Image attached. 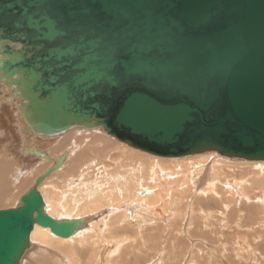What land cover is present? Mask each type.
Returning <instances> with one entry per match:
<instances>
[{
    "label": "water",
    "instance_id": "obj_1",
    "mask_svg": "<svg viewBox=\"0 0 264 264\" xmlns=\"http://www.w3.org/2000/svg\"><path fill=\"white\" fill-rule=\"evenodd\" d=\"M0 83L28 136L100 129L158 157L264 161V0H0ZM64 158L0 210V264H20L35 224L81 227L37 191Z\"/></svg>",
    "mask_w": 264,
    "mask_h": 264
},
{
    "label": "rangeland",
    "instance_id": "obj_2",
    "mask_svg": "<svg viewBox=\"0 0 264 264\" xmlns=\"http://www.w3.org/2000/svg\"><path fill=\"white\" fill-rule=\"evenodd\" d=\"M0 92H1V89H0ZM16 110H17V108L15 107L14 103H1V105H0V160H1L0 164L7 166L6 171L8 170L7 172L5 171L3 174H1V175H3L2 176L3 177L2 182H4L5 186L6 185L7 186H6V191L4 190L5 193L2 194V192H1V195H0V210L18 207L19 206V201H18L19 197L22 196L23 194H25L31 188V186L33 184L32 182L34 181V179L36 177L40 176L48 166L52 165L51 162L46 161L43 158L41 159V158L36 157V156L25 155V154H22L21 152H19V148L21 147V139H20L18 127H17V120H16V114H15ZM99 132L100 131H97V130L96 131H88V130H84L81 128H77V129H74V130L68 132L67 134H65L63 136L46 137V138H39V139L37 138L34 140L33 144H36L37 147L42 150V152L46 153L51 158L58 157L59 154H62L64 151H66V152H67V150L70 151V156L68 157L69 159L67 158V160L65 162V164L66 163H68V164H66V165L64 164V166L59 171H57L56 173L53 174V176H51L50 178L45 180V182L40 186V192L42 195L44 194V195H48V197H50L54 192L59 193L60 188L63 187L64 185L65 186L68 185V186H71L72 188H74V184L81 183V181L79 180L80 178H78L81 172H82L81 174H86V171H87V173H89L88 177L90 176L89 177L90 179H88V181L92 180L93 179L92 177H95V178L98 177L97 180L103 179L104 176L101 177L103 174L104 175L116 174V173L120 174V172H123V169L125 168V167L121 166L123 163H126L128 161L135 162L136 160H138V158H136L132 155H131L132 157L128 156V155H126V153L123 152V150L126 149L124 147L125 145H123V144L117 142L116 140L108 137L104 133H101V132L99 133ZM100 135L106 139H111V141H113V142L115 141L116 143L115 144L113 143V146L110 145L109 149L106 148V150H103L102 146H99L98 143L94 142L95 141L94 137L100 136ZM63 140H64V143H61V141H63ZM88 140H90V142ZM85 141H86V144H85V148H84L83 144L85 143ZM73 142H74V144H71ZM75 142L77 144H75ZM90 143L92 145L95 144V146L97 148L95 146H92ZM74 145H76V146H74ZM89 145L94 147V148H91ZM49 146H53V147L50 148ZM79 146L80 147L83 146V147L80 148ZM98 147H100V148H98ZM122 147H124L125 149L124 148L122 149ZM89 148L91 150H94V151H91ZM80 149H82V150H80ZM95 149H97V151ZM112 150H115V151H112ZM118 150L119 151L121 150V151L119 152ZM73 151H75V153H72ZM78 152H79V154H77ZM121 152H122V154H121ZM107 153H109V154H107ZM119 153H120V155H119ZM89 156L90 157L92 156L93 158H97V157H99V158H97V160H96V159H92V157L90 158ZM119 156H123V158H124L123 163H120V162H122L123 158L119 157ZM118 157H119L120 161H119ZM129 157H130V159H129ZM75 158H76V160H75ZM154 158H157V157H154ZM115 159H117V160H115ZM199 159H205L207 161L206 163L203 164V166H205V167H203V169H202V173H201L202 176L199 174L195 175L198 180L196 179L195 182H193L195 185H192V187L189 189V191H191V192H188L186 197H185V201L187 203L185 202V204H183L182 207H184V208L181 207L182 209H181L179 214L174 213V215H173V213H169V212L167 213V211L164 212V209L161 210L162 205H160L158 207L156 206V208L155 207L153 208L155 210V214H154L155 216L153 215V213L149 214V212L147 210L145 211L147 213L144 214L143 213L144 211L137 206L138 205L137 203L133 204V206H132V205H129L128 200L125 198L123 199V197L122 198H115V200L112 199L113 203H111V201H110L111 204L108 202L106 209H104L103 215L100 218L101 219L100 221H103V222L102 223L98 222L97 225L94 226V228L92 227L89 229V231L87 230V232H85L87 235H93L94 234V236H95L94 238L97 241L95 246L97 247L98 251L94 249L95 252L92 254V258L91 257L88 258V256L91 253L87 252L89 254L88 255L86 253L87 257H86V255H83L84 252L80 251V248L75 252L77 257L75 254H73L72 248L73 247L77 248V246H75L77 239H75V240L70 241L72 244L69 242H66L64 244H55V243L42 244V243L34 242L32 244H34L36 246V248L30 250L26 254L28 256H25L24 262L27 261L26 264H28V263L29 264H66L67 262H68L67 264H74V263L75 264H77V263L78 264H97L98 261H99L98 264H155V263L161 264V262H162V264H210V263L211 264H264V207H262V205H264V196L260 195V194H262V192L259 190V187L257 184L252 185L255 187L250 188L251 190L247 189V188L246 189L244 188V190H243V187L242 188L240 187L241 184L238 185V183H239L238 181H244V182H242V184H244L245 180L243 178L248 179L247 176H251V175H247V174L251 173V167L253 166V164H249L245 161L236 160V159L222 158V157H219L217 155H212L210 157H190V158H187L185 161L186 162L187 161H191V162L193 161L194 162V161H200ZM214 159L224 161V163L226 165L233 168V169H231L232 171L231 170H225L224 173L228 172V171H230V172H228L227 175L224 174L222 177H220V178H223V177L225 178V176H227V178L229 177L226 180L227 182L225 181V183H223L221 181V179H217V177H212V174L214 173V171L213 172H211V171L214 169L212 168L213 162H210V161L214 160ZM42 160H44V161H42ZM104 160H106L107 162L102 163L101 161H104ZM180 160L181 159H173V161H170V162L175 165L176 163L177 164L181 163ZM88 162H91V163H88ZM209 162L211 163V165H209ZM6 163H8V165ZM111 163L113 165H111ZM116 163L118 166L114 165ZM255 163H258L257 164L258 166H254L255 169L256 170H258V169L262 170L260 168L262 166H264L263 165L264 163L263 162H255ZM46 164H48V165H46ZM88 164L91 166H89ZM94 164L95 165L97 164V167ZM177 164H176V166H178ZM83 166H86V167H83ZM249 166H251V167L247 168ZM79 167H81L82 170ZM121 167L123 169H121ZM204 168H206L207 170H205ZM240 168H242V169H240ZM96 169H97V171H96ZM106 169H108V170H106ZM167 170L168 169L166 168L165 171H167ZM208 170H210L211 174L209 173ZM244 170L246 172H244ZM76 171L80 172V173H74ZM192 172H195V170H193ZM21 173H23V175H22L23 177L20 176ZM178 173L180 174V172H174V175H179ZM240 173H242V174H240ZM76 174H78V175H76ZM171 174L169 173V176ZM209 174H210V176H209ZM161 175L163 176L164 174H161ZM14 176L16 178H14ZM242 176H243V178H242ZM238 177H239V179H238ZM230 178H232V179H230ZM14 179L17 181H15ZM209 181H213L218 186V189H221V190H219L221 195L220 196L218 195L217 198H216V196H215V198H214V196L212 197L211 196L212 193H211V195H208V196H203L204 194L201 193L202 192L201 190L204 189L203 188L204 185L207 184ZM234 181L236 184L234 183ZM203 182H204V184H203ZM196 183H198V184H196ZM138 184H140V183H137V181H135V188L138 186ZM200 184L202 186H200ZM222 184L223 185L227 184L228 186H230V189L234 191V193L233 192H231V193L234 195H232L231 193L228 194L229 190L222 188L223 187ZM199 186L201 189L199 188ZM244 186H245V184H244ZM195 188H196V190H195ZM237 189L239 191H237ZM192 190L194 193L192 192ZM195 191L196 192L199 191L201 194L199 192L196 193ZM254 191H256V192L253 193ZM242 192L245 193V196H247V195H249L250 197L252 196L251 200L248 196H247V198L245 196L243 198ZM240 193H242V194H240ZM198 194H200V195H198ZM206 194H209V193H206ZM199 196H200V198H199ZM190 197H191V199H189ZM202 197H204V198H202ZM240 197H242V198H240ZM255 197L258 200H256ZM238 198H240V199H238ZM260 198L263 200V204H262V201H260L261 200ZM192 199L194 201H192ZM204 199H206L205 200L206 202L204 201ZM211 199H212V201H211ZM229 199H230V201H229ZM247 199H249L248 200L249 203H246ZM255 200H256V202L257 201H259V203L261 202L260 203L261 205L259 206L258 202L256 203ZM240 201H242V202H240ZM119 202H121V203H119ZM188 202H191V204H193V205L190 206L191 204ZM251 202H254L256 204L253 205V204H251ZM114 203H116V204L114 205ZM256 205H258V206H256ZM189 206H190V208H189ZM129 207H131V208H129ZM137 208H138V210H136ZM197 208H199V209H197ZM256 208H259V210ZM226 209H228V210H226ZM115 210H117V211H115ZM118 210H122V211L119 212ZM140 210H142V211H140ZM131 211H132V214H131ZM136 211H138V212H136ZM159 211L164 212V214L162 212H159ZM156 212H158V213H156ZM181 212H182V214H181ZM189 212H191V214ZM198 212L200 214H198ZM250 212H251V214H250ZM134 213L135 214L137 213L138 215L140 214V216L133 215ZM185 213H186V215H185ZM108 214H110L109 216L111 218L109 216H107ZM168 214H170V215H168ZM196 214H198V216L203 214L204 217L208 216L209 218L207 217V219H206V217H205L206 221L204 222L203 216L197 217ZM131 215H133V216H131ZM149 215H152V217L151 216L149 217ZM187 215L191 216V219H188L189 217ZM194 215H196V216H194ZM224 215H226V216H224ZM64 216L65 215L60 214L58 219H61ZM143 216H146V217L143 218ZM221 216L223 217L224 220H222ZM246 216H248V217H246ZM140 217H141V220H140ZM142 218H143V220H142ZM149 218H151V221ZM105 219H106V221H104ZM128 219L131 220L132 223ZM136 220H138V221H136ZM114 221H115V223H114ZM127 221H129V222H127ZM169 221H170V223H169ZM238 221H239V223H238ZM105 222H107V223L105 224ZM154 223H156L158 225L156 226ZM188 223L191 224V227H190V225H188ZM102 224H103V226H102ZM122 224H123V226H121ZM138 224H139V227L137 228ZM238 224H239V226L236 227V225H238ZM169 225H171V226H169ZM118 226H121V227H118ZM187 226H189L190 228H187ZM100 227H102V228L104 227V229L102 230ZM113 231H115V232L113 233ZM92 232H95V233H92ZM111 234H113V235H111ZM144 234H146V235H144ZM96 236H98V237H96ZM111 236H113V237H111ZM184 237H186V238H184ZM99 238H100V242L98 241ZM117 238H118V240H117ZM239 238H241V239H239ZM101 241H103V242H101ZM106 241L110 242V243L105 244ZM131 241H133V242H131ZM43 246H44V248H43ZM49 246H51V247H49ZM121 247H122V250H121ZM109 249L111 251H109ZM36 250H38V251H36ZM100 250H102V251H100ZM113 250L115 252L117 250V252H116L117 255L114 254L115 252H112ZM245 252H246V254H244ZM34 253H36V254H34ZM54 253H56V254H54ZM98 253L101 255H99ZM103 253H105V254H103ZM108 253L112 254L114 261L111 258L112 257L111 254L108 257ZM95 254H97L98 256ZM72 255L75 257L72 258ZM93 255H94V257L97 256L96 259L93 258ZM44 256H45V258H44ZM213 256H214V259H213ZM38 257H39V259H35ZM32 258H34V259H32ZM75 258L76 259L81 258V259L74 261ZM245 260H248V261H245ZM80 261H81V263H80Z\"/></svg>",
    "mask_w": 264,
    "mask_h": 264
},
{
    "label": "bare ground",
    "instance_id": "obj_3",
    "mask_svg": "<svg viewBox=\"0 0 264 264\" xmlns=\"http://www.w3.org/2000/svg\"><path fill=\"white\" fill-rule=\"evenodd\" d=\"M4 83H0V89H1V92H0V105H1V103H14V105H15V107L17 108V110H16V112H15V114H16V120H17V127H18V132H19V136H20V139H21V147L19 148V152H21L22 154H25V155H32V156H34L33 154H32V150H35V151H37V152H41L43 155H45V157L46 158H43L44 160H46V161H49V162H51L52 163V165L51 166H48L45 170H44V172L48 169V168H50V167H53L54 165H55V160L56 159H58L59 158V156H61V155H65V158H64V161L62 162V165H61V167L58 169V170H56V171H54L48 178H50L51 176H53V174L54 173H56L57 171H59L63 166H64V164H65V162H66V160H67V158L70 156V151H68L67 150V152L66 151H64L62 154H59V156L58 157H56V158H51L50 156H48L46 153H44V152H42V150L40 149V148H38L37 147V145L36 144H33V142H34V140L35 139H39V138H46V136H37V135H33V136H28L27 134H25L22 130H21V127H22V121H21V117H20V115H19V111H20V106L23 104V102H22V100L19 98V97H13V95H12V91H7V90H5L4 89ZM9 99V100H8ZM77 128H80V127H76V128H73V129H71V130H69V131H66L64 134H62V135H59V136H63V135H65V134H67L68 132H70V131H72V130H74V129H77ZM81 129H84V128H81ZM84 130H88V131H100L101 133H104L102 130H100V129H93V130H89V129H84ZM99 132V133H100ZM90 134V133H89ZM105 134V133H104ZM105 135H107V134H105ZM59 136H55V137H59ZM108 137H110L109 135H107ZM110 138H112V137H110ZM112 139H114V138H112ZM66 140V139H65ZM95 140V141H94ZM94 142L95 143H98V145L99 146H102V149L103 150H106V148L107 149H109V147H110V145L111 146H113V143L115 144L116 142L114 141H111V139H106V138H104L103 136H95L94 137ZM114 140H116V139H114ZM89 142H90V140H88ZM117 141V140H116ZM71 142V141H70ZM82 142V141H81ZM118 142V141H117ZM61 143H64V140L63 141H61ZM60 143V144H61ZM120 143V142H119ZM54 144V143H53ZM71 144H74V142L73 143H71ZM75 144H77L76 142H75ZM85 144H86V141H85V143L83 144V146H84V148H85ZM91 144V143H90ZM122 144V143H121ZM120 144V145H121ZM56 145V144H55ZM92 145V144H91ZM123 145H125V144H123ZM70 146V145H69ZM74 146H76V145H74ZM83 146H79L80 148H82ZM90 146V145H89ZM92 146H95V144L94 145H92ZM92 146H90L91 148H94V147H92ZM50 148L51 147H53V146H49ZM72 147V146H71ZM88 147V146H87ZM96 147V146H95ZM120 147V146H119ZM126 149H125V148ZM124 147H122V149L124 148L125 150H123V152L124 153H126V155H128V156H134V157H136V158H138V160H136L135 162H133V161H128V162H126V163H123V161H124V158H123V156H119V157H122L123 158V160H122V162H120V163H123L121 166H123V167H125L124 169L121 167V169H123V172H120V174H106V175H102L101 177H103V179H98L97 180V178L98 177H92L93 179L92 180H89L88 181V179H90L89 177H88V174L89 173H87V171H86V174H81L80 172H74V173H80V175H79V177L78 178H80L79 180L81 181V183H76V184H74V188H72L71 186H68V185H64L63 187H61L60 188V192L59 193H53L50 197H48V195H42L41 194V192H40V186L45 182V180H47L48 178H46L39 186H38V188H37V191H38V193L40 194V196H41V198H42V200H43V203H44V212L48 215V216H50L51 218H53L54 220H65V221H67V220H70V221H72V220H79V219H84V221H83V223H82V225H81V227L76 231V232H74L73 233V235L70 237V238H66V239H64V238H59V237H56V236H54L50 231H49V229L48 228H44V227H40V226H38V225H34L33 226V229H32V231L30 232V236H29V248L24 252V254H23V257L21 258V260H20V264H26V262L27 261H25L24 262V258H25V256H28V255H26L30 250H32V249H34V248H36V246L34 245V244H32V243H34V242H37V243H42V244H46V243H55V244H64V243H66V242H69V243H71L70 241H72V240H75V239H77V241H76V245L75 246H77V248L76 247H73L72 248V252H73V254H75V252L80 248V251H82V252H84L83 253V255H86V253L88 252V253H91L89 256H88V258L89 257H91L92 258V254L95 252L94 251V249L95 250H97L98 251V249H97V247L95 246L96 245V239L94 238L95 236H94V234L93 235H87L85 232H87V230L89 231V229L90 228H94V226H96L97 225V223L98 222H103V221H100L101 219V217H102V215H103V211H104V209H106V206L108 205V202L110 203V201H111V203H113L112 202V199H114L115 200V198H122L123 197V199L125 198V199H127L128 200V203H129V205H132L133 206V204H135V203H137L138 205V207L139 208H141L144 212V214L145 213H147V212H145L146 210L149 212V214L151 213H153V215L155 214V210L153 209L154 207L156 208V206L158 207V206H160V205H162L161 207V210H163L164 209V212H166L167 211V213L169 212V213H173V215H174V213H180V211H181V209L182 208H184V207H182L183 206V204H185V197H186V195H187V193L188 192H191V191H189V189L192 187V185H195L193 182H195V180L197 179L196 178V174H199V175H201V173H202V169H203V167H205V166H203V164L204 163H206L207 161L205 160V159H199L200 161H185L187 158H190V157H210V156H212V155H217V156H219V157H222V156H220L219 154H217V153H214V152H210V153H204V154H195V155H190V156H185V157H180V158H164V157H158V156H153V155H150V154H147V153H145V152H141V151H139V150H136V149H133V148H131V147H128L127 145H125ZM97 148V147H96ZM98 148H100V147H98ZM47 149V148H46ZM90 149V148H89ZM80 150H82V149H80ZM91 150V149H90ZM96 151H97V149H95ZM84 151V150H83ZM87 151V150H86ZM91 151H94V150H91ZM112 151H115V150H112ZM119 151V150H118ZM121 151V150H120ZM119 151V152H120ZM85 152V151H84ZM109 152V151H108ZM72 153H75V151H73ZM111 153V152H110ZM77 154H79V152L77 153ZM82 154V153H81ZM107 154H109V153H107ZM121 154H122V152H121ZM119 155H120V153H119ZM131 156V157H132ZM37 157V156H36ZM90 157V156H89ZM92 157V156H91ZM90 157V158H91ZM111 157V156H110ZM119 157H118V159H119ZM125 157V156H124ZM154 157H157V158H154ZM40 158V157H39ZM97 158H99V157H97ZM97 158H93L92 157V159H96L97 160ZM126 158V157H125ZM135 158V159H136ZM217 158V157H216ZM222 158H227V157H222ZM42 159V158H41ZM69 159V158H68ZM129 159H130V157H129ZM173 159H181L180 161H181V163H176L178 166H176V164L174 165V164H172L170 161H173ZM210 159V158H209ZM228 159H236V160H240V159H237V158H228ZM17 160V159H16ZM44 160H42V161H44ZM75 160H76V158H75ZM115 160H117V159H115ZM198 160V159H197ZM41 161V162H42ZM119 161H120V159H119ZM175 161V160H174ZM241 161H245V162H247V163H249V164H253V166L251 167V166H249V167H247V168H250L251 167V173L250 174H247V175H251V176H247L248 177V179H245V178H243V176H242V178L245 180V186H244V184H242V182H244V181H238L239 183H238V185H240L241 184V188L243 187V190H244V188L246 189H250V188H254L255 186H252V185H254V184H257L258 185V187H259V190L262 192V194H260V195H263L264 196V166H262L260 169H262V170H256L255 169V167L254 166H258L257 164L258 163H255L254 161H246V160H241ZM0 162H1V160H0ZM102 163L103 162H107L106 160H104V161H101ZM168 162V163H167ZM170 162V163H169ZM210 162H213V169L214 170H212L211 172H213L214 171V173L212 174V177H217V179H221V181L223 182V183H225V181L229 178H227V176H225V178L223 177V178H220V177H222L224 174H226L227 175V173L228 172H230V171H228V172H225L224 173V171L225 170H231V169H233V168H231V167H229L228 165H226L225 163H224V161H220V160H217V159H214V160H211ZM209 162V165H211V163ZM256 162H263L264 163V161H256ZM88 163H91V162H88ZM118 163V162H117ZM117 163L116 164H114V165H116V166H118L117 165ZM7 165H8V163H6ZM66 164H68V163H66ZM65 164V165H66ZM80 164V163H79ZM262 164V163H261ZM1 166H0V183L2 182V176L3 175H1V174H3L5 171H6V167L7 166H4L3 164H0ZM46 165H48V164H46ZM50 165V164H49ZM71 165V164H70ZM89 165V164H88ZM95 165V164H94ZM111 165H113L112 163H111ZM208 165V166H209ZM264 165V164H263ZM41 166V165H40ZM81 166V165H80ZM87 166V165H86ZM86 166H83V167H86ZM89 166H91V165H89ZM93 166V165H92ZM96 167H97V164L95 165ZM232 166V165H231ZM247 166V165H246ZM260 166V165H259ZM78 167V166H77ZM233 167V166H232ZM242 167V166H241ZM79 168H81V167H79ZM100 168V167H99ZM107 168V167H106ZM168 169L167 171H165V169ZM258 168V167H257ZM29 169V168H28ZM98 169V168H97ZM97 169H96V171H97ZM205 170H207L206 168H204ZM240 169H242V168H240ZM80 170V169H79ZM81 170H82V168H81ZM106 170H108V169H106ZM193 170H195V172H192ZM247 170V169H246ZM8 171V170H7ZM6 171V172H7ZM209 171V173H210V170H208ZM232 171V170H231ZM242 171V170H241ZM43 172V173H44ZM73 172V171H72ZM85 172V171H84ZM174 172H180V174L179 175H174ZM205 172V171H204ZM236 172V171H235ZM244 172H246L245 170H244ZM24 173V172H23ZM23 173H21V175L20 176H22L23 175ZM26 173V172H25ZM28 173V172H27ZM42 173V174H43ZM114 173V172H113ZM169 173L172 175H170L169 176ZM208 173V172H207ZM16 174V173H15ZM41 174V175H42ZM96 174V173H95ZM161 174H164L163 176L161 175ZM211 174V173H210ZM210 174H209V176H210ZM240 174H242V173H240ZM19 175V174H18ZM76 175H78V174H76ZM101 175V174H100ZM229 175V174H228ZM93 176V175H92ZM202 176V175H201ZM23 177V176H22ZM75 177V176H74ZM245 177V176H244ZM13 178V177H12ZM11 178V179H12ZM14 178H16L15 176H14ZM19 178V177H18ZM37 178V177H36ZM35 178V179H36ZM76 178V177H75ZM202 178V177H201ZM34 179V180H35ZM73 179V178H72ZM204 179V178H203ZM213 179V178H212ZM230 179H232V178H230ZM238 179H239V177H238ZM15 180V179H14ZM24 180V179H23ZM198 180V179H197ZM209 180V179H208ZM15 181H17V180H15ZM19 181V180H18ZM135 181H137V183H140V184H138V186L135 188ZM204 181V180H203ZM236 181V180H235ZM235 181H234V183H235ZM11 182V181H10ZM9 182V183H10ZM77 182V181H76ZM205 182V181H204ZM204 182H203V184H204ZM219 182V181H218ZM227 182V181H226ZM3 183V184H2ZM1 184H0V195H1V192H2V194L3 193H5L4 192V190L6 191V186H5V184H4V182H2ZM8 183V182H7ZM6 183V184H7ZM32 183H34V181L32 182ZM220 183V182H219ZM196 184H198V183H196ZM236 184V183H235ZM234 184V185H235ZM33 185V184H32ZM219 185V184H218ZM223 185V184H222ZM231 185V184H230ZM200 186H202L201 184H200ZM200 186H199V188H200ZM226 186V187H225ZM232 186V185H231ZM11 187V186H10ZM32 187V186H31ZM48 187V186H47ZM9 188V187H8ZM45 188V187H44ZM204 189L203 190H201L202 192L201 193H203L204 195L203 196H208V195H211V193H212V197L214 196V198H215V196H216V198H217V196L219 195H221L220 194V191L219 190H221V189H218V186L216 185V183H214L213 181H209L207 184H205L204 185V187H203ZM222 188H224V189H226V190H229L228 192V194H230L231 192H233L234 193V191L233 190H231L230 189V186H228L227 184H225V185H223V187ZM239 188V187H238ZM13 189V188H12ZM201 189V188H200ZM235 189V188H234ZM195 190H196V188H195ZM225 190V191H226ZM236 190V189H235ZM251 190V189H250ZM258 190V191H259ZM237 191H239L238 189H237ZM247 191V190H246ZM192 192H193V190H192ZM196 192V191H195ZM197 192H199V191H197ZM196 192V193H197ZM256 191H254L253 193H255ZM194 193V192H193ZM200 193V192H199ZM200 193V194H201ZM206 193H209V194H206ZM243 193V192H242ZM242 193H240V194H242ZM190 194V193H189ZM188 194V195H189ZM200 194H198V195H200ZM232 194V193H231ZM248 194V193H247ZM257 194V193H256ZM255 194V195H256ZM232 195H234V194H232ZM239 195V194H238ZM193 196V195H192ZM191 196V197H192ZM237 196V195H236ZM244 196H245V193H243V195H242V197L244 198ZM249 198H250V200H251V197L249 196V195H247ZM247 196H245L246 198H247ZM254 196V195H253ZM21 197V196H20ZM20 197H19V199H20ZM191 197L189 198V199H191ZM198 197V196H197ZM211 197V198H212ZM242 197H240V198H242ZM258 197V196H257ZM193 198V197H192ZM199 198H200V196H199ZM202 198H204V197H202ZM240 198H238V199H240ZM262 198V197H261ZM260 198V199H261ZM235 199V198H234ZM255 199H256V197H255ZM126 200V201H127ZM206 199H204V201H205ZM210 200V199H209ZM249 199H247L246 200V203H249V201H248ZM256 200H258V199H256ZM256 200H255V202H256ZM19 201V200H18ZM120 201V200H119ZM123 201V200H122ZM192 201H194L193 199H192ZM211 201H212V199H211ZM229 201H230V199H229ZM248 201V202H247ZM260 201H262V204H263V200L261 199ZM117 202V201H116ZM206 202V201H205ZM240 202H242V201H240ZM258 202V204H259V206L261 205L260 203H259V201H257ZM256 202V203H257ZM110 203V204H111ZM118 203V202H117ZM119 203H121V202H119ZM132 203V204H131ZM187 203V202H186ZM188 203H190L191 204V202H188ZM204 203V202H203ZM256 203H254V202H251V204H256ZM109 204V205H110ZM116 203H114V205H115ZM232 204V203H231ZM20 205V204H19ZM113 205V204H112ZM113 205V206H114ZM124 205V204H123ZM193 204H191L190 206H192ZM242 205V204H241ZM118 206V205H117ZM190 206H189V208H190ZM223 206V205H222ZM256 206H258V205H256ZM110 207V206H109ZM182 207V208H181ZM262 207H264V205H262ZM120 208V207H119ZM129 208H131V207H129ZM9 209H11V208H9ZM128 209V208H127ZM197 209H199V208H197ZM206 209V208H205ZM237 209V208H236ZM252 209V208H251ZM256 209H258L259 210V208H256ZM255 209V210H256ZM130 210V209H129ZM136 210H138V208L136 209ZM142 210H140V211H142ZM226 210H228V209H226ZM248 210V209H247ZM254 210V209H253ZM257 210V211H258ZM109 211V210H108ZM115 211H117V210H115ZM119 212L120 211H122V210H118ZM202 211V210H201ZM110 212V211H109ZM118 212V213H119ZM136 212H138V211H136ZM159 212H162V211H159ZM164 212H162L163 214H164ZM183 212V211H182ZM182 212H181V214H182ZM249 212V211H248ZM255 212V211H254ZM128 213V212H127ZM156 213H158V212H156ZM190 214H191V212H189ZM207 213V212H206ZM209 213V212H208ZM212 213V212H211ZM225 213V212H224ZM247 213V212H246ZM259 213V212H258ZM60 214H62V215H65L63 218H61V219H58L59 218V215ZM131 214H132V211H131ZM188 214V213H187ZM189 214V215H190ZM198 214H200L199 212H198ZM198 214H196L197 215V217H200V216H203V218H204V222L206 221L205 220V217H206V219H207V217L208 216H205L204 217V215L202 214V215H200V216H198ZM210 214V213H209ZM214 214V213H213ZM217 214V213H216ZM220 214V213H219ZM250 214H251V212H250ZM110 214H108L107 216H109ZM112 215V214H111ZM127 215V214H126ZM133 215H137V216H140V214L138 215L137 213L135 214H133ZM133 215H131V216H133ZM147 215V214H146ZM168 215H170V214H168ZM172 215V214H171ZM172 215V216H173ZM185 215H186V213H185ZM189 215H187L189 218L188 219H191V216H189ZM196 215H194V216H196ZM142 216V215H141ZM152 217V215H149V217ZM155 216V215H154ZM160 216V215H159ZM176 216V215H175ZM210 216V215H209ZM212 216V215H211ZM216 216V215H215ZM220 216V215H219ZM218 216V217H219ZM224 216H226V215H224ZM240 216V215H239ZM110 217V216H109ZM129 217V216H128ZM144 217H146V216H143V218ZM186 217V216H185ZM214 217V216H213ZM217 217V218H218ZM222 217V216H221ZM246 217H248V216H246ZM107 218V217H106ZM111 218V217H110ZM143 218H142V220H143ZM155 218V217H154ZM158 218V217H157ZM209 218V217H208ZM241 218V217H240ZM147 219V218H146ZM150 219V221H151V218H149ZM153 219V218H152ZM219 219V218H218ZM217 219V220H218ZM221 219V218H220ZM129 220V219H128ZM140 220H141V217H140ZM145 220V219H144ZM180 220V219H179ZM216 220V221H217ZM222 220H224L223 219V217H222ZM104 221H106V219L104 220ZM129 221H131V220H129ZM129 221H127V222H129ZM136 221H138V220H136ZM201 221V220H200ZM125 222V221H124ZM146 222V221H145ZM175 222V221H174ZM192 222V221H191ZM107 222H105V224H106ZM114 223H115V221H114ZM131 223H132V221H131ZM134 223V222H133ZM140 223V222H139ZM169 223H170V221H169ZM218 223V222H217ZM220 223V222H219ZM236 223V222H235ZM238 223H239V221H238ZM137 224V223H136ZM156 226L158 225V224H156V223H154ZM161 224V223H160ZM164 224V223H163ZM117 225V224H116ZM149 225V224H148ZM184 225V224H183ZM188 225H190V227H191V224L190 223H188ZM102 226H103V224H102ZM106 226V225H105ZM121 226H123V224L121 225ZM121 226H118V227H121ZM143 226V225H142ZM169 226H171V225H169ZM237 226H239V224L238 225H236V227ZM139 227V224H138V226H137V228ZM189 226H187V228H190ZM224 227V226H223ZM247 227V226H246ZM258 227V226H257ZM102 230L104 229V227L102 228V227H100ZM226 228V227H225ZM121 229V228H120ZM140 229V228H139ZM138 229V230H139ZM143 229V228H142ZM100 230V229H99ZM101 230V231H102ZM127 230V229H126ZM137 230V229H136ZM141 230V229H140ZM166 231V230H165ZM225 231V230H224ZM91 232V231H90ZM115 231H113V233H114ZM92 233H95V232H92ZM104 233V232H103ZM86 234V235H85ZM104 235V234H103ZM111 235H113V234H111ZM141 235V234H140ZM144 235H146V234H144ZM120 236V235H119ZM125 236V235H124ZM123 236V237H124ZM135 236V235H134ZM142 236V235H141ZM96 237H98V236H96ZM111 237H113V236H111ZM118 237V236H117ZM133 237V236H132ZM177 237V236H176ZM234 237V236H233ZM126 238V237H125ZM124 238V239H125ZM142 238V237H141ZM145 238V237H144ZM184 238H186V237H184ZM102 239V238H101ZM115 239V238H114ZM131 239V238H130ZM129 239V240H130ZM175 239V238H174ZM239 239H241V238H239ZM244 239V238H243ZM103 240V239H102ZM117 240H118V238H117ZM121 240V239H120ZM136 240V239H135ZM223 240V239H222ZM99 242H100V238H99V240H98ZM115 241V240H114ZM113 241V242H114ZM152 241V240H151ZM101 242H103V241H101ZM112 242V241H111ZM126 242V241H125ZM128 242V241H127ZM131 242H133V241H131ZM135 242V241H134ZM110 242H105V244H109ZM141 243V242H140ZM148 243V242H147ZM72 244V243H71ZM142 244V243H141ZM149 244V243H148ZM147 244V245H148ZM174 244V243H173ZM121 246V245H120ZM227 246V245H226ZM239 246V245H238ZM49 247H51V246H49ZM96 247V248H95ZM100 247V246H99ZM173 247V246H172ZM43 248H44V246H43ZM47 248V247H46ZM125 248V247H124ZM103 249V248H102ZM106 249V248H105ZM108 249V248H107ZM241 249V248H240ZM243 249V248H242ZM104 250V249H103ZM121 250H122V247H121ZM220 250V249H219ZM227 250V249H226ZM230 250V249H229ZM36 251H38V250H36ZM54 251V250H53ZM100 251H102V250H100ZM109 251H111L110 249H109ZM112 252H115L114 250L112 251ZM116 252H117V250H116ZM116 252L114 253V254H116ZM138 252V251H137ZM213 252V251H212ZM217 252V251H216ZM241 252V251H240ZM100 253V252H99ZM98 253V254H99ZM107 253V252H106ZM34 254H36V253H34ZM49 254V253H48ZM54 254H56V253H54ZM103 254H105V253H103ZM111 254V253H110ZM109 253H108V257H109V255H110ZM122 254V253H121ZM120 254V255H121ZM215 254V253H214ZM244 254H246V252L244 253ZM42 255V254H41ZM76 255V254H75ZM95 255H97V254H95ZM99 255H101V254H99ZM117 255V254H116ZM119 255V256H120ZM235 255V254H234ZM40 256V255H39ZM98 256V255H97ZM97 256H95L94 257V255H93V258H95L96 259V257ZM111 256H112V254H111ZM228 256V255H227ZM30 257V256H29ZM52 257V256H51ZM75 256H73L72 255V258H74ZM76 257H77V255H76ZM86 257H87V255H86ZM212 257V256H211ZM44 258H45V256H44ZM82 258V257H81ZM81 258H78V259H81ZM112 259H113V261H114V258H113V256L111 257ZM110 258V259H111ZM156 258V257H155ZM32 259H34V258H32ZM35 259H39V257L38 258H35ZM43 259V258H42ZM78 259H74V261L75 260H78ZM194 259V258H193ZM209 259V258H208ZM213 259H214V256H213ZM28 260V259H27ZM36 261V260H35ZM39 261V260H38ZM70 261V260H69ZM203 261V260H202ZM245 261H248V260H245ZM24 262V263H23ZM71 262V261H70ZM99 262V261H98ZM98 262H97V264H98ZM103 262V261H102ZM160 262V261H159ZM215 262V261H214ZM226 262V261H225ZM68 263V262H67ZM66 263V264H67ZM72 263V262H71ZM80 263H81V261H80ZM29 264V263H28ZM75 264V263H74ZM78 264V263H77ZM156 264V263H155ZM161 264H162V262H161ZM211 264V263H210Z\"/></svg>",
    "mask_w": 264,
    "mask_h": 264
}]
</instances>
